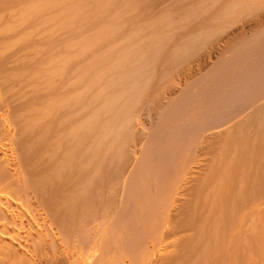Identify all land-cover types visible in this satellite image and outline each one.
<instances>
[{
  "label": "bare ground",
  "instance_id": "obj_1",
  "mask_svg": "<svg viewBox=\"0 0 264 264\" xmlns=\"http://www.w3.org/2000/svg\"><path fill=\"white\" fill-rule=\"evenodd\" d=\"M0 264H264V0H0Z\"/></svg>",
  "mask_w": 264,
  "mask_h": 264
}]
</instances>
